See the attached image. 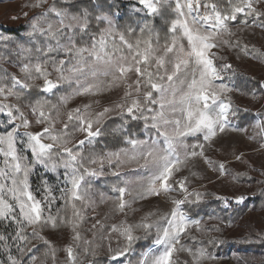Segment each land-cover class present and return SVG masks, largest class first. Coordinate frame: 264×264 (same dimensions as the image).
<instances>
[{"label": "snow or ice", "instance_id": "1", "mask_svg": "<svg viewBox=\"0 0 264 264\" xmlns=\"http://www.w3.org/2000/svg\"><path fill=\"white\" fill-rule=\"evenodd\" d=\"M21 18L0 32V264H219L232 229L264 245V216L239 222L264 212V160L231 140L264 156V78L237 67L264 66V0H25Z\"/></svg>", "mask_w": 264, "mask_h": 264}, {"label": "rangeland", "instance_id": "2", "mask_svg": "<svg viewBox=\"0 0 264 264\" xmlns=\"http://www.w3.org/2000/svg\"><path fill=\"white\" fill-rule=\"evenodd\" d=\"M24 2L25 0H0V26H2L0 28H2L3 30H15L25 22L23 18H21L20 20L11 19L13 15H16L20 11L21 5ZM254 43H256L257 47H260L261 44H264V39L258 38L256 41H254ZM262 51H264V48H262ZM233 63L237 62L233 60ZM237 67L241 72L245 74V76H253L258 79L264 78V66L256 61L245 59L242 62L237 63ZM244 103L247 102L244 101ZM231 140L234 142V147L236 149L241 152L249 153V158L252 159L257 165L261 160H264V156H260L259 154H252L251 150L253 145H250L242 136L234 135ZM232 164V169L234 170H243L244 168V166L239 163L233 162ZM208 175L211 176L213 180L216 179V177L210 171L208 172ZM208 186L213 187L212 189H214L217 193H224L229 190L225 188L220 182L209 184ZM151 204L153 206L156 205L155 199L151 201ZM262 216H264V212L252 213L251 215H249V219L257 222L258 224ZM240 231L241 229H232L229 230V234L239 236ZM222 257H224V259L221 260L219 264H236L234 258L232 259L231 257H228V255Z\"/></svg>", "mask_w": 264, "mask_h": 264}, {"label": "trees", "instance_id": "3", "mask_svg": "<svg viewBox=\"0 0 264 264\" xmlns=\"http://www.w3.org/2000/svg\"><path fill=\"white\" fill-rule=\"evenodd\" d=\"M4 30L0 28V32H3ZM233 165V164H232ZM232 165L230 167L232 168ZM210 191L215 192L213 187L208 186ZM255 205V211L248 212L247 209H243L241 212V215L243 216V219H241L239 222L240 224H246V223H252L255 225H258L257 222L250 220L249 215L252 213H259L262 212V204L261 201L256 200L253 198L250 202L248 207L251 208ZM215 207V205L213 206ZM210 211V209H209ZM226 242L218 248V252L221 256H227L231 257L232 259L236 256H242L245 258H255L257 261L261 258H264V245H262L259 241H255L253 243L245 244L240 241L239 236L236 235H230L229 231L225 234ZM236 261V259H235Z\"/></svg>", "mask_w": 264, "mask_h": 264}]
</instances>
